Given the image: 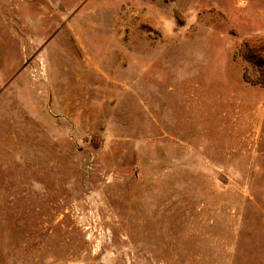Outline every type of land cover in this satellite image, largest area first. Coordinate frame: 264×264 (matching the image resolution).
<instances>
[{
	"label": "rangeland",
	"instance_id": "1",
	"mask_svg": "<svg viewBox=\"0 0 264 264\" xmlns=\"http://www.w3.org/2000/svg\"><path fill=\"white\" fill-rule=\"evenodd\" d=\"M264 0H0V264H264Z\"/></svg>",
	"mask_w": 264,
	"mask_h": 264
},
{
	"label": "trees",
	"instance_id": "2",
	"mask_svg": "<svg viewBox=\"0 0 264 264\" xmlns=\"http://www.w3.org/2000/svg\"><path fill=\"white\" fill-rule=\"evenodd\" d=\"M254 65H257V66H264V58L262 57H259V58H256L253 62Z\"/></svg>",
	"mask_w": 264,
	"mask_h": 264
}]
</instances>
